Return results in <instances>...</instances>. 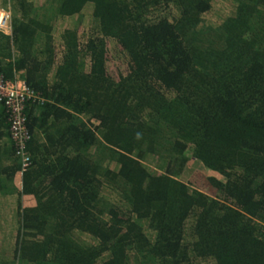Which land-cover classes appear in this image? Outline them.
Here are the masks:
<instances>
[{
	"label": "trees",
	"instance_id": "16d2710c",
	"mask_svg": "<svg viewBox=\"0 0 264 264\" xmlns=\"http://www.w3.org/2000/svg\"><path fill=\"white\" fill-rule=\"evenodd\" d=\"M213 1L0 0V264H264V0Z\"/></svg>",
	"mask_w": 264,
	"mask_h": 264
},
{
	"label": "built area",
	"instance_id": "2783aa9c",
	"mask_svg": "<svg viewBox=\"0 0 264 264\" xmlns=\"http://www.w3.org/2000/svg\"><path fill=\"white\" fill-rule=\"evenodd\" d=\"M0 33L11 35V12L8 7L0 6ZM38 102L42 103V98L19 77L8 80L0 74V104L9 113V139L20 162V169L16 175L18 180L31 166V157L26 150L30 135L26 125L25 108Z\"/></svg>",
	"mask_w": 264,
	"mask_h": 264
},
{
	"label": "rangeland",
	"instance_id": "374dc122",
	"mask_svg": "<svg viewBox=\"0 0 264 264\" xmlns=\"http://www.w3.org/2000/svg\"><path fill=\"white\" fill-rule=\"evenodd\" d=\"M1 4V2H0ZM232 4L228 0H218V1H213V6L211 11L208 13V15L205 16L203 19L208 23H217L219 22L222 18L225 17V15L228 14V12L231 10ZM144 164L148 167H151L153 169H156L155 166H152V164L149 165V163L144 162ZM196 173H201L202 175L205 176H211V177H216L218 179H221V176L215 174L213 171H210L208 169H205L203 166H201L199 163L196 161L190 160L187 167L186 171L182 175V181L184 183L188 184V181L194 176ZM3 232L2 234H4Z\"/></svg>",
	"mask_w": 264,
	"mask_h": 264
},
{
	"label": "crops",
	"instance_id": "0c3cea01",
	"mask_svg": "<svg viewBox=\"0 0 264 264\" xmlns=\"http://www.w3.org/2000/svg\"><path fill=\"white\" fill-rule=\"evenodd\" d=\"M5 4H6V2H3V3L0 4V6L6 7L7 5H5ZM4 5H5V6H4ZM15 179H16V181L14 182V184H15L16 188H18V181H19V180L17 179V176H16Z\"/></svg>",
	"mask_w": 264,
	"mask_h": 264
}]
</instances>
